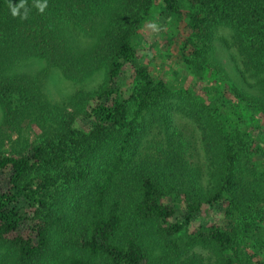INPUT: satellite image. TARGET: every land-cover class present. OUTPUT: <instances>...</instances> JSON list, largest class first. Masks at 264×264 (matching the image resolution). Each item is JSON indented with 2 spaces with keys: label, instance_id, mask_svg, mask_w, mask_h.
<instances>
[{
  "label": "trees",
  "instance_id": "trees-1",
  "mask_svg": "<svg viewBox=\"0 0 264 264\" xmlns=\"http://www.w3.org/2000/svg\"><path fill=\"white\" fill-rule=\"evenodd\" d=\"M37 2L0 0V264H264V0ZM32 58L102 80L58 104Z\"/></svg>",
  "mask_w": 264,
  "mask_h": 264
},
{
  "label": "rangeland",
  "instance_id": "rangeland-1",
  "mask_svg": "<svg viewBox=\"0 0 264 264\" xmlns=\"http://www.w3.org/2000/svg\"><path fill=\"white\" fill-rule=\"evenodd\" d=\"M66 33L69 36V38L72 40L75 47L82 48L83 46H86L87 44L92 43L95 40L94 34L86 33L80 30L74 29L71 25H69L68 28H66ZM228 32L226 30H223V28L220 29L218 36L223 38L226 36ZM229 35V34H228ZM228 37V36H227ZM217 56L220 60V62H223L226 66L228 64V53L224 52L221 43H217ZM154 66H153V74L155 76L159 75L161 72L162 65H165V68L169 69L172 66L175 67L176 64L173 62L172 59H165L163 63L159 59L155 60ZM229 67L231 68V75L232 79L237 82V84L242 87L243 89L251 92L250 89L242 82L241 77L239 75L238 66L233 63H229ZM176 69L182 74L186 73L184 70V67L182 65H179L177 63ZM14 70L20 73L28 74L29 76L33 78L40 77L42 80V83L45 88V93L49 97V99L52 102L58 103V104H64L69 102L72 95L79 91V90H89L101 82L103 73L98 72L93 77L86 79L82 82H74L66 79L62 73L54 68L47 65V62L45 60L32 58L26 61H21L16 66H14ZM171 78V75H170ZM2 124V114L0 111V126ZM40 131L37 130L36 127L33 125L31 126V123H26L23 129V137L27 139L34 138L37 134H39ZM11 138V140H9ZM18 138V135L16 133H9L6 130H2L0 132V139H3V142H5L8 146L11 145L12 140H15ZM256 160H261V157H256ZM198 253L202 254L203 256V264H209L210 260V253L209 251H197Z\"/></svg>",
  "mask_w": 264,
  "mask_h": 264
},
{
  "label": "clouds",
  "instance_id": "clouds-1",
  "mask_svg": "<svg viewBox=\"0 0 264 264\" xmlns=\"http://www.w3.org/2000/svg\"><path fill=\"white\" fill-rule=\"evenodd\" d=\"M10 10H11V14L13 17H17V16H21V9L22 8H25V0H19V3H10ZM38 10L43 13L47 7V3H46V0L44 3H40L39 0L38 2L36 3L35 5ZM28 16V10L25 9L23 15L21 16L22 19H26Z\"/></svg>",
  "mask_w": 264,
  "mask_h": 264
}]
</instances>
